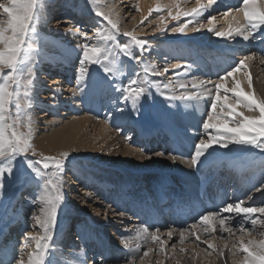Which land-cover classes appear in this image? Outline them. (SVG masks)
<instances>
[{
    "label": "bare ground",
    "instance_id": "6f19581e",
    "mask_svg": "<svg viewBox=\"0 0 264 264\" xmlns=\"http://www.w3.org/2000/svg\"><path fill=\"white\" fill-rule=\"evenodd\" d=\"M218 1L215 0L211 7H207L209 0H77L73 4L70 0H59L55 4H50L49 0L37 2L34 30H30L26 40L32 48L26 54H22L21 63L17 67L16 82L13 84L14 107L25 101L26 108H24L27 110V115L24 123L27 126L18 124L13 117L11 118L24 133L30 130L31 143L38 154L36 157L42 154L60 158L61 153L69 154L63 169L65 173L70 174L68 178L71 184H68V189L71 190L73 202L78 207L77 210L69 213V217L75 219L73 226L84 219L83 229H88L81 232L80 237L78 236L80 240L77 244L78 251L70 247V250L79 255L81 260L66 261L64 258L66 251L63 252V250L67 249V246L60 248L57 244L61 242L65 244V241L74 233L71 220L68 218L67 230L71 233L66 235L67 230L61 232L62 237L55 240L56 249L45 253L43 264H89L90 259H93L90 264H117L121 262L120 253L124 254L123 263L136 264L139 260L138 264H154L156 263L154 262L155 251L163 258L156 264H233L234 249L230 251V254H226V251L221 249L223 254L220 255L221 250H218L216 243L222 241L221 243L232 244L231 238L236 234L244 237L246 232L236 226L238 222L242 223L243 228L254 233L264 229V226L259 223V219L264 217H261L259 213L253 214L254 217L259 218L256 227L253 228L249 221L243 220L244 214L223 213L220 211L223 207L218 209L214 202L211 209H205L203 214L192 215L187 222L175 220L174 225L164 219L162 224L146 226L147 223L144 225L136 216V212L143 211L151 214L145 207L147 203L145 198L148 200L155 198V194L158 196L160 192L168 188L182 186V194L185 198L194 197L208 181L211 188L212 184H216V180L224 183L231 175L237 178V183L235 179L233 184L229 180L231 188H228L229 195L225 206L239 201H244L246 206H264V150L250 144H228L226 147H220L214 143L201 155L195 166L189 163L200 140L207 141L210 135L215 134L214 129L207 131L203 129L212 99L207 95V91L212 90L215 95L214 85L218 77H221L219 74L224 75L228 69L224 66H216L214 61H227L230 57L239 61L244 56L251 55L253 58L246 63L244 69L236 72L233 77H229L225 84L231 88L233 80L239 81L242 90L247 92L249 90L248 80L245 78L247 73L251 78V91L258 98L264 99V77L257 82L253 79L256 74L264 72V28L257 30L248 40H244L241 35L217 37L215 32L226 31L229 26L237 27L246 24L241 10L233 11L234 8L230 9L228 5L223 3L218 5ZM129 3H131V9L128 7ZM229 3L235 5V8L243 7L241 0H230ZM89 4L94 7L93 17L89 15L91 10L87 9ZM197 5L207 7L200 16L181 15L178 19L169 17V12L175 16L177 9L183 13ZM157 7L162 11H150ZM257 7H264V0H260ZM220 8H224V10L221 9L223 16L218 15L217 17L220 18L215 20L210 17ZM66 10L67 13H65ZM97 11L101 13V16L95 15ZM153 12L164 17L163 22L161 17L156 19V28L162 29L158 31V34L161 36L165 34L164 40L168 44L159 47L148 45L147 47L154 52V57L151 53L145 58L133 60L132 64L122 51L119 61L128 81L143 79L146 76L151 83L145 84L144 92L135 101V108L132 102H125L123 97L119 96L120 110H113V114L109 117L98 116L96 110L101 105H105L109 95L114 92L116 76L114 70L106 74L103 66L99 65L103 63L112 67L110 60L105 59L109 40V35H106L107 28L111 25L104 19V14H109L117 22V28L114 30L118 32L119 37L120 35L125 37L127 36L125 33L146 34L145 28L136 24ZM67 14L76 17L73 20L75 22L54 19ZM126 16H128L127 20ZM76 19H82V21L76 24ZM209 19L212 20L211 25L208 24ZM185 25L187 27L184 32L173 31L174 28ZM208 27H211L213 31H208ZM97 30H99L98 34ZM155 32L150 31V38L156 36ZM83 33L88 35L85 36ZM125 43V39H122L121 44ZM85 44L100 50L99 63L88 64L85 80L81 82L78 89L77 74L83 59ZM168 46L172 53L166 51ZM240 47L252 48L247 50L248 54H236ZM138 50L141 56L144 55L139 46ZM205 50L206 53L203 52ZM225 51L227 52L223 55L222 52ZM162 53L166 55L168 61L169 54L179 60L175 59L176 62L173 63L162 60L164 68L160 71L156 59ZM189 55H192L195 60ZM66 56L72 57L69 59L71 66L68 65L64 71L70 70L72 73L62 74L60 71L55 70V72L51 69L52 76L47 77L45 73L47 75L50 73L48 68H51L52 61H65L68 59ZM207 56L212 61H209ZM189 59H191L190 62H188ZM177 64L180 67L174 68L173 65ZM8 71L9 69L4 68L2 75ZM161 72L164 73V78H161ZM196 75H200L199 79L194 78ZM28 81L32 83L29 85ZM201 81L205 82L203 88L193 87V84L198 85ZM156 84L160 85L159 90L155 87ZM165 84L168 88H164ZM23 87L28 89L27 96L24 94ZM73 89H76L75 94ZM185 95H192L193 98L182 99L181 97ZM137 102L140 103L137 104ZM237 111L242 112L243 115H250L246 110L238 108ZM118 122L129 127L128 140H124L119 131L112 129V126ZM176 127L189 133L178 131ZM154 128L163 132L162 137L165 134L166 137L163 138H166V141L172 135L180 136L187 148L180 149L178 146L169 145V142L164 139L159 144L148 142L151 138H148V135ZM140 131L145 133L140 136L138 134ZM139 136L144 140L140 141ZM172 157L176 159L173 160ZM83 160L89 161L90 167L100 166L94 172H89L69 165L72 162L81 163ZM31 193L33 194L34 190L28 189L23 193L27 201L31 199ZM249 196L251 199H248ZM37 197L41 208L38 211L36 224L39 231L45 234L44 228L40 227V221L46 216L47 209L44 205L45 201L41 199L44 196L38 193ZM84 205L90 212L95 209L97 215L92 212L90 217L88 211L84 210L86 208ZM121 207L122 213L119 212ZM25 211L29 218H34V212L28 209ZM212 213L217 214V219L209 222L213 225V230L205 231L208 224L201 223L202 217ZM23 215L21 212L17 216L22 220L24 233L26 221H23ZM221 217H231L229 226L234 228L233 232L220 231L218 219ZM181 231L186 234L183 243L180 242ZM153 232L157 234L160 241L164 242L162 251L159 242L153 243L151 240ZM193 232L195 235H192ZM170 233L171 238H169ZM40 236L37 235L36 238L39 240L45 238ZM118 236L122 239H118ZM110 240L111 243H109ZM213 240L217 242L214 244ZM125 244H128L127 248L124 247ZM209 244L212 248L208 247ZM169 246H172L173 250H168ZM109 247H116L115 250L119 255H115L116 257H113V254L109 255ZM198 251H201L200 255ZM143 252H148L149 260L141 259ZM239 252H235L236 257L242 259L244 253ZM188 253L197 254L200 257L199 262H189ZM3 258L4 255L0 258V264H6Z\"/></svg>",
    "mask_w": 264,
    "mask_h": 264
},
{
    "label": "snow or ice",
    "instance_id": "6c2138e0",
    "mask_svg": "<svg viewBox=\"0 0 264 264\" xmlns=\"http://www.w3.org/2000/svg\"><path fill=\"white\" fill-rule=\"evenodd\" d=\"M215 0H209V4L207 7H211ZM260 0H241L243 7L240 6L234 8L233 11L237 9L241 10L244 15V19L246 24L244 26H237L229 28L226 31H218L215 32V35L219 38L225 36H233V35H241L244 40H248L253 33L257 30L264 28V7L258 8L257 4ZM207 7H202L197 5V7L192 8L188 12L181 13L179 9H177V14L175 16L169 12V17L171 19H178L181 15L183 16H200L204 13ZM0 9H2L3 13L6 14L7 20H0V34H2L4 38V43L0 44V48L5 47V45L12 43L14 47H17V51L15 52V59L11 63V65H0V75H2L3 69H9V73L6 75H2L3 84L0 85V160H9L16 155H25L28 154L36 156L38 155L35 151L32 143H31V132L26 135H18L15 131L11 133V135H7L6 132L10 125L7 123L9 118V105L13 103V84L16 82L17 67L21 63L22 54H26L29 49L32 48V45L27 44L26 40L29 35L30 30H34V19L36 15L37 9V0H5L4 3H0ZM150 11H162L160 8H155ZM96 16H101V13L97 11L95 13ZM227 15V13H225ZM104 19L107 20L108 24L111 25L112 29L117 28V22L113 20L109 14H104ZM161 22H163L164 17L162 16ZM6 24V26H5ZM208 24H212V20H208ZM187 25L184 27H176L173 29L176 33H182L185 31ZM203 27V25H201ZM162 29L158 28L157 31ZM199 31V29H195ZM208 31L212 32L213 29L208 27ZM99 30H97V34ZM87 36V33H83ZM127 36H131L132 40L140 46L141 49H144L146 46V41L138 40L131 33H125ZM108 39H115L114 36L109 35ZM117 47H120L121 51L124 54H127L128 48L126 45H120L117 43ZM100 50L96 47H89L87 44L83 45V59L81 60V65L77 74V88L80 89L81 82L85 80L86 70L88 64H98V54ZM251 55L244 56L239 60L238 64L228 72H226L223 76L219 77L217 82L214 85L215 95H213L212 90L207 91V95L211 96V104L209 106V112L207 118L203 123V129L207 130H215L214 135H210L208 140H200V142L196 145L195 154L192 156L189 163L195 166L201 157V155L214 143L219 145L220 147H226L228 144H250L258 147L261 150H264V135L258 134L256 132L246 131L251 122H256V127H264V99L258 98L251 91L252 84L251 78L248 74H245V78L248 80V91L245 92L241 88V82L233 80L231 88H228L225 84V81L229 77H233L236 72L244 69L246 63L252 60ZM137 59V58H136ZM87 62V64L85 63ZM99 65L103 66L106 71L111 72L115 69V64H112L110 68L107 64L100 63ZM174 68H179L180 65H173ZM167 72V69H165ZM32 81H28L30 85ZM151 83L147 80L145 76L143 79H133L131 84L135 87L130 91L128 88L123 89V100L125 102L131 101L133 108H135V101L142 95L145 90V84ZM204 81H201L198 85L193 84L194 88H203ZM155 87L157 90L160 89V85L156 84ZM164 88H168V85L165 84ZM119 90V88H117ZM75 94L76 89H73ZM25 96L28 95V89H25ZM182 99H192V95H185L181 97ZM17 109H19L20 105H16ZM246 110L250 115H243L242 112H238L237 109ZM220 113H224V115H220ZM225 127L236 130L240 129V132H228L224 131ZM128 140V137H125ZM69 154L64 152L60 154V158L49 157L40 155V159L36 160V163L42 165L44 170L49 168L53 169L52 176L56 177L57 180L63 173V166L65 160ZM159 155V154H157ZM175 160V157H172ZM10 171V168L0 167V175L4 174V170ZM37 177L45 178L47 176L46 172H42L40 169L36 171ZM48 183H53L51 179L47 181ZM55 186V185H54ZM248 199H251L249 196ZM61 200V196L57 195L55 199H49L47 201V214L40 221V227L45 229V240L51 241L54 234V224L57 217V203ZM237 206L241 209H253L251 212H242L237 209ZM230 209V210H229ZM223 213H237L244 214L243 220L249 221L253 228L256 227L258 223V217H254L253 214L259 213L261 217H264V206H246L244 201H239L235 203L228 204L223 206L220 210ZM217 219V214H207L203 215L201 223L208 224V227L205 231L213 230V225L209 222ZM229 218H219L218 223L220 226L221 232L231 233L234 231L233 227H230ZM259 223L261 226H264V219H259ZM237 227H240L242 231L246 232L249 235H256V233L251 232L248 229L243 228L241 222H238ZM195 228V225H193ZM195 235V232L192 233ZM261 236H264V232L260 233ZM169 238H171V233L169 234ZM186 238V234L184 231L180 232V242L183 243ZM33 239H35L33 237ZM151 240L153 243L159 242L160 250L164 249V242L160 241L159 237L155 232L151 234ZM27 243H25V247H27ZM261 246H264V239H261L257 242L254 239H250L245 244L242 240L239 244L238 251L243 252L244 256L242 259L236 257V253L233 252V264H252L253 258L255 256H259L264 254V249ZM38 248H47V243H38ZM125 248L128 247V244L124 245ZM209 248H212V245H208ZM183 251V249H181ZM222 250L220 251V255H222ZM148 252H144L143 256H147ZM142 259V257H141ZM43 261V253H37L34 257H30L27 261V264H42ZM17 264H23L22 261H17Z\"/></svg>",
    "mask_w": 264,
    "mask_h": 264
},
{
    "label": "rangeland",
    "instance_id": "374dc122",
    "mask_svg": "<svg viewBox=\"0 0 264 264\" xmlns=\"http://www.w3.org/2000/svg\"><path fill=\"white\" fill-rule=\"evenodd\" d=\"M38 1L39 0H37V2ZM58 1L59 0H49L50 4L51 3L55 4ZM81 1H83V0H81ZM127 1H130V0H127ZM4 2H5V0H0V3H4ZM70 2L73 4V3H76L77 0H70ZM219 3L221 4V2H217L218 5H219ZM128 5H129L128 7H130L131 3H129ZM123 7H125L124 10H126V6L124 5ZM82 9L84 10V7H82ZM87 9L91 10L89 15L91 14L90 16L93 17L92 16L93 15L92 11H94L93 5L89 4L87 6ZM130 9H131V7H130ZM220 9L224 10V8H220ZM222 10H220V12H222ZM132 11H134L133 8H132ZM65 13H67V10L65 11ZM150 16H151V18H149ZM160 17H161V15H157L156 12H153L148 17H145L147 19L144 18L138 22L139 24H136V26L145 28V30H146V34H144V35L143 34L141 35L139 33L132 34L133 36L136 35L135 37L138 40L146 41V46L144 49H142V52L144 54L142 56L138 50L139 45L138 44L136 45V43L132 40L131 36H125V37L123 36L122 37V35H120V37H119L118 32L116 30L112 29V27L107 28V34L106 35H112L115 37L114 40L113 39L108 40L107 49H106L107 55L105 56V59L110 60L111 65L115 64V69H114V72L116 73L115 89H114L113 94L109 95L108 100L105 103V105H101V107L98 110H96V114H98V116L109 117L113 114V110H115V109L120 110L119 105L121 102L118 101V97L119 96L123 97V95H124L123 89L128 88L129 90H132V88H134V85L131 84L132 80L128 81L127 75L124 73V69H122V67L120 66L119 61H120V57H121L120 55L122 54V51H121L120 47H117L116 42L119 43L120 45H122L121 40L125 39V42H126L125 44L128 48V52L126 55L129 58L130 64L133 63L132 62L133 60L136 61L138 59H141V57L145 58L146 55H148V54L150 55L151 53H153V57H154V52H152V50L147 47L148 45L149 46L151 45L150 47H153V46L159 47V46H164L165 44L166 45L168 44V42L164 40L165 34L163 36H161L160 34H158L159 32L156 30L157 29L156 28L157 27L156 26L157 25L156 19L158 20ZM127 18H128V16L125 17L126 20H127ZM5 19H6V14H4L2 9H0V20L6 21ZM54 19L64 20V21L68 20L69 22H71V21L75 22V21H73L74 17L72 15L70 16L69 14H67L66 16H57V17H54ZM76 21H77L76 24L77 23L79 24V22H81L82 19L81 20L76 19ZM147 21H149V22H147ZM171 27H174V26H171ZM150 31H154V32L157 31V32H155L156 36L153 38H150V36H149ZM125 44H123V45H125ZM169 47L170 46H168V48H167L168 50H166V51H168L169 53H172V50H170ZM240 48H242V49H240ZM240 48L238 49L236 54L245 55V54H248L247 52H249L247 50H251L252 47H246V48L240 47ZM244 49H245V51H244ZM252 53H253V51H252ZM168 56H169V58H168L169 61L167 60V57L164 53H162L160 55V57H159L160 59L159 58L156 59V61L158 62V69L160 71H162L164 68V64H163L164 62L163 61L173 63V62H176L177 60H179L175 56H173L172 54H169ZM208 56H210V54H208ZM133 57H134V59H133ZM165 58H166V60H165ZM208 58H210V57H208ZM175 59H176V61H175ZM190 61H191V59L188 60V62H190ZM9 71L3 75L8 74ZM17 71H18V69H17ZM163 75H164V73L161 72V78H164ZM166 76L169 77V75H166ZM156 77L160 78L159 75L158 76L156 75ZM199 77H200V75L194 76L195 79H199ZM262 77H264V72L256 74V76H254L253 79L256 80V82H257ZM0 80H1L0 85H2L3 84L2 76L0 77ZM169 82L170 81H168V83ZM117 88H119V90H117ZM23 89L25 90L26 87L25 88L23 87ZM118 102H120V103L118 104ZM128 102H131V101H128ZM24 103H25V101L21 105L19 104L20 105L19 109H17V107L15 108L14 107V105H15L14 104V97H13V103H11L9 105V118L7 120V123L12 128H10V127L8 128V130L6 132L7 135H11V133L13 131H15V132L17 131L16 133L18 135H26L27 134V133H24V131H22L20 129L21 127L16 125V123L13 120V118H14L18 124H22V125L24 124L25 125L24 120H25V116L27 115V110L25 109L26 107H25ZM139 103L140 102H137V104H139ZM11 117H13V118H11ZM25 126H27V125H25ZM18 129H20V131ZM112 129H116L117 131H119L122 134V137L124 138V140H125V137H128L127 134H128L129 127H126L125 125H121L120 122H118V123H116V125L112 126ZM177 130L182 131L183 133H189V132L182 130L180 128H177ZM164 135H163V137H166ZM162 139H164L166 141V138H162ZM28 155L29 156L16 155L15 157H13L9 160H0V167L10 168V171H7V169H5L4 174L0 175V258H1V256L4 255L6 264H17V261H22L24 264L28 261V259L33 254H37L39 252V253H43V261H45V259H44L45 253H49L51 251H54L56 249V246L60 245V248H62L63 246H67V249L64 248V250H63V252H65V251L67 252V253L65 252V254H64V258L66 259V261H69L71 259L72 260H74V259L75 260H81L79 255L77 256L76 254H74L70 250L71 249L70 247H73L74 250L76 249V251H78L77 244L80 241L79 240L80 234H81V232H85L88 229H86V230L83 229L84 226H82V225H83L84 219L82 220L81 223L76 222V226H73V224L75 223V219L69 217V213L71 214L72 210H77V208H78L75 206V204L73 202L74 199L71 197V196H73L70 193L71 190L68 189L69 188L68 186L71 184V182L69 181V178H68L70 176V174L65 173L64 172L65 170L63 169V173L61 174V176L57 180L56 177L52 176L53 169L49 168L47 170H44L42 168V165H39L36 163V160L40 159V157L33 156V155H31V153H29ZM88 162L89 161H87V160H83L81 163L72 162V164L70 163L69 165H71L72 167H75V168H80L82 171H89V172H94L95 169L100 166V165L99 166L97 165L96 168L93 166L90 167L88 165ZM39 169L42 172L47 173V176L44 179L41 177H37L36 171H38ZM49 179H51L53 181V183H48L47 181ZM28 189H30V191L34 190V193L33 194L31 193L32 196H31V199L29 201H27V199H25V195L23 194ZM73 191H74V189H73ZM81 192H83V191H81ZM38 193L40 195L44 196L41 199H43L45 201L44 205H45L46 209L48 208L47 201L49 200V198L55 199V197L57 195L61 196V200L57 203V217L55 220L54 234H53L51 241H46V240H44L45 238L41 239V240L36 238L37 235H41L40 237H45V234H43V231H39L38 226L36 224L37 218H38V216H37L38 211L41 208L38 204V199H37ZM21 198H23V199H21ZM259 198L261 200H263L262 197H259ZM84 206L86 207L84 210L86 212L88 211V215H90V217H92L91 215L93 213L97 215V212L95 209L90 212V210L87 208V206L86 205H84ZM27 209H28V211L34 212V214H33L34 218H31V217L29 218L28 213L25 211ZM122 210L123 209L120 208L121 212H122ZM21 212L24 214L23 215V219H24L23 221H26V230L24 233L22 231V224H21L22 220L18 217ZM10 216H12V217H10ZM27 218H29V219H27ZM68 218H70V220H71L70 223L71 224L73 223L71 225L72 226L71 228H72V230H74V233L72 236H70V238H68L67 241H65V244H63L61 242V244L56 245L55 240H58L59 237H62L61 234H63V233H61V232L63 230L65 231V229L68 226L67 225L68 224L67 223ZM109 225H111V223ZM44 231H45V229H44ZM103 231H106V230H103ZM113 231H115L114 228H113ZM261 232H264V229L256 232V235H254V236L249 235L247 233H244L245 236L241 237L240 234H236L231 238L232 244H228L227 242L221 243L222 241L216 243L217 241H215V240H213V243L217 244L218 250L222 249L224 252L226 251V254H230L233 251V249H234L233 252H236V251L239 252L238 248H239V244H240L241 240L245 244H247V241L250 239H254L257 242H259L261 239H264V236L260 235ZM34 234H35V236H34ZM33 237L35 239H33ZM119 238L122 239L120 236H118V239ZM111 240L109 241V243H111ZM41 241H42V243H41ZM25 243H27V245H28L27 247H25ZM38 243H41V244L47 243L48 247L47 248H38L37 247ZM220 245H222V246H220ZM109 248H108V250H110L109 255L113 254L112 256L116 257L115 256V255H117V252H116L117 250H115L116 247L115 248L113 247L114 249L112 247H109ZM168 250H173L172 246H169ZM143 253L141 256L142 260H144V261H147L145 259L149 260L148 256H146V257L143 256ZM200 253H201V251H198V255H200ZM239 253H241V252H239ZM157 254H158V252L155 251L154 252V256H155L154 262H156V263L161 262L163 260V258ZM198 255L188 253L187 256L189 258V262L198 263L199 259H200V257ZM123 257H124V254L120 253V258H121L120 261L121 262H118L117 264H131L130 262L123 263V261H124ZM85 260H88V259H85ZM92 260L93 259H90L89 262L91 263ZM43 261H42V264L44 263ZM203 261L204 260H202V262ZM138 262H139V260H137L136 264H138ZM156 263H154V264H156Z\"/></svg>",
    "mask_w": 264,
    "mask_h": 264
},
{
    "label": "clouds",
    "instance_id": "9594fccd",
    "mask_svg": "<svg viewBox=\"0 0 264 264\" xmlns=\"http://www.w3.org/2000/svg\"><path fill=\"white\" fill-rule=\"evenodd\" d=\"M4 43V38L2 36V34H0V44ZM13 44H15V41H12V43L5 45V47L0 48V65H11V63L14 61L15 59V52L17 51V47H14ZM224 131H228V132H240V129H230L225 127L224 129H222ZM246 131L249 132H256L258 134L264 135V127H256V122H251L250 126L245 129ZM237 209L239 211L242 212H251L253 211V209H241L239 208V206H237ZM230 210V209H229ZM262 249H264V246H261ZM252 264H264V254L259 255V256H255L253 258V262Z\"/></svg>",
    "mask_w": 264,
    "mask_h": 264
}]
</instances>
